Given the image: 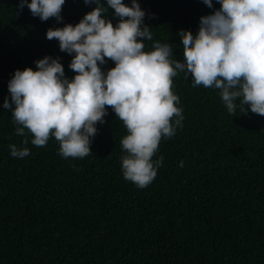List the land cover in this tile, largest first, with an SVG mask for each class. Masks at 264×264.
Listing matches in <instances>:
<instances>
[{
    "label": "trees",
    "instance_id": "1",
    "mask_svg": "<svg viewBox=\"0 0 264 264\" xmlns=\"http://www.w3.org/2000/svg\"><path fill=\"white\" fill-rule=\"evenodd\" d=\"M0 264H264V0H0Z\"/></svg>",
    "mask_w": 264,
    "mask_h": 264
}]
</instances>
